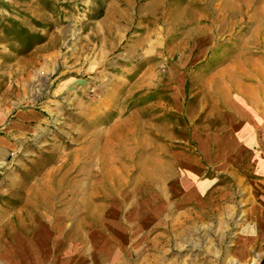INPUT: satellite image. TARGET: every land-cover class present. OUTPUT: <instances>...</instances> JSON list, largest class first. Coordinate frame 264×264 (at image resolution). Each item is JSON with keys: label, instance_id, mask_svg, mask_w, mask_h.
Here are the masks:
<instances>
[{"label": "rangeland", "instance_id": "1", "mask_svg": "<svg viewBox=\"0 0 264 264\" xmlns=\"http://www.w3.org/2000/svg\"><path fill=\"white\" fill-rule=\"evenodd\" d=\"M253 36L264 43V0H0V210L29 201L90 226L124 172L171 174L206 79L264 55ZM263 139L223 198L134 227L115 264H264Z\"/></svg>", "mask_w": 264, "mask_h": 264}, {"label": "crops", "instance_id": "2", "mask_svg": "<svg viewBox=\"0 0 264 264\" xmlns=\"http://www.w3.org/2000/svg\"><path fill=\"white\" fill-rule=\"evenodd\" d=\"M253 40L256 45H264L257 37L253 36ZM261 54H239L231 64L222 66L218 75L206 79L200 100L194 101L201 110L189 111L190 117L184 123V144L173 145L170 153L171 174L166 175L160 164L142 172L149 180H142V165L134 177H127L128 172H124L120 187H114L112 194L101 197L99 203L92 200L98 211L89 217L90 226L53 224L47 209H30L29 201L24 205L26 209H1L0 264H115L126 254L129 231L134 227L148 231L162 223L171 210L206 207L223 198L231 178L243 179L247 156L261 154L250 149L255 130L264 128ZM243 62L252 63L255 69L245 71ZM209 88L219 95L209 93ZM221 91L225 94L222 99ZM250 92L256 98L254 104L246 98ZM2 149L0 157L8 152L5 146H0ZM48 197L52 199L51 192ZM77 199L79 206L86 202L78 192ZM42 205L43 202L38 203L39 207Z\"/></svg>", "mask_w": 264, "mask_h": 264}]
</instances>
